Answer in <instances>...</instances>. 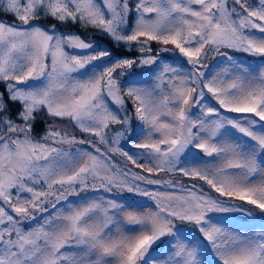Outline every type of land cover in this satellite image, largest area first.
<instances>
[{
	"label": "snow or ice",
	"instance_id": "obj_1",
	"mask_svg": "<svg viewBox=\"0 0 264 264\" xmlns=\"http://www.w3.org/2000/svg\"><path fill=\"white\" fill-rule=\"evenodd\" d=\"M0 264H264V0H0Z\"/></svg>",
	"mask_w": 264,
	"mask_h": 264
},
{
	"label": "trees",
	"instance_id": "obj_2",
	"mask_svg": "<svg viewBox=\"0 0 264 264\" xmlns=\"http://www.w3.org/2000/svg\"><path fill=\"white\" fill-rule=\"evenodd\" d=\"M72 30L73 31H76L77 29L76 28H72ZM92 39L98 40V41H102V42H104L106 44L109 43V41L107 40L106 37H101V36H99L98 34H95V33L92 34ZM42 129H43V125L40 126V128L38 129V131H42Z\"/></svg>",
	"mask_w": 264,
	"mask_h": 264
},
{
	"label": "rangeland",
	"instance_id": "obj_3",
	"mask_svg": "<svg viewBox=\"0 0 264 264\" xmlns=\"http://www.w3.org/2000/svg\"><path fill=\"white\" fill-rule=\"evenodd\" d=\"M212 63H214V62H212Z\"/></svg>",
	"mask_w": 264,
	"mask_h": 264
}]
</instances>
